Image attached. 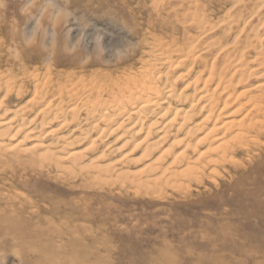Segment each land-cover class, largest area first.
<instances>
[{
    "label": "bare ground",
    "instance_id": "bare-ground-1",
    "mask_svg": "<svg viewBox=\"0 0 264 264\" xmlns=\"http://www.w3.org/2000/svg\"><path fill=\"white\" fill-rule=\"evenodd\" d=\"M152 1L139 41L115 60L78 50L65 64L55 45L11 58L0 44L1 163L151 184L252 157L264 141V0H209L213 12Z\"/></svg>",
    "mask_w": 264,
    "mask_h": 264
},
{
    "label": "rangeland",
    "instance_id": "rangeland-1",
    "mask_svg": "<svg viewBox=\"0 0 264 264\" xmlns=\"http://www.w3.org/2000/svg\"><path fill=\"white\" fill-rule=\"evenodd\" d=\"M196 1L208 12L219 7ZM152 4L0 0V44L11 58L55 45L65 64L78 50L115 60L139 41L138 23H146ZM98 32L104 50L94 39ZM63 66L58 69L70 70ZM262 146L252 157L238 154L236 164L219 163L214 173L191 169L177 181L151 184L133 183L132 176L84 178L81 171L71 177L49 162L26 167L4 160L0 264H264Z\"/></svg>",
    "mask_w": 264,
    "mask_h": 264
}]
</instances>
